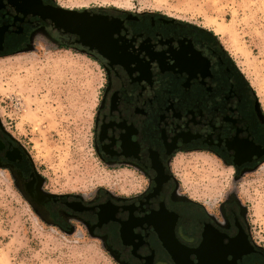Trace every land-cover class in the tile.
Wrapping results in <instances>:
<instances>
[{"label":"flooded vegetation","instance_id":"1","mask_svg":"<svg viewBox=\"0 0 264 264\" xmlns=\"http://www.w3.org/2000/svg\"><path fill=\"white\" fill-rule=\"evenodd\" d=\"M59 7L54 0H0V57L41 42L93 58L104 82L95 154L142 183L129 195L45 191L0 126V165L16 176L24 197L47 222L88 229L120 264H264L239 202L230 197L208 209L179 192L172 166L178 155L206 154L242 177L264 162V116L219 39L156 13L112 10L66 14L65 30Z\"/></svg>","mask_w":264,"mask_h":264},{"label":"rangeland","instance_id":"2","mask_svg":"<svg viewBox=\"0 0 264 264\" xmlns=\"http://www.w3.org/2000/svg\"><path fill=\"white\" fill-rule=\"evenodd\" d=\"M74 10L156 13L214 34L250 86L264 116V0H54ZM0 57V126L23 149L44 190L91 197L98 189L129 195L140 179L108 168L93 146L103 71L83 53L45 47ZM179 192L216 211L233 197L251 238L264 249V162L235 177L206 154L172 163ZM0 264H120L81 225L60 228L24 197L16 176L0 165Z\"/></svg>","mask_w":264,"mask_h":264},{"label":"water","instance_id":"3","mask_svg":"<svg viewBox=\"0 0 264 264\" xmlns=\"http://www.w3.org/2000/svg\"><path fill=\"white\" fill-rule=\"evenodd\" d=\"M58 11H59V13H60V15H61V17L59 18V26L60 27H62L63 29H65V30H68V27H65L63 24H64V22L66 21V14H72V13H76L77 11L76 10H70V9H64V8H62V7H59V8H56ZM55 12L56 11H54L53 13H52V15H50V18L53 20V21H55V22H57L56 21V17H55ZM76 31H77V29H76ZM212 263V261H208V259H204V260H198V264H211Z\"/></svg>","mask_w":264,"mask_h":264}]
</instances>
